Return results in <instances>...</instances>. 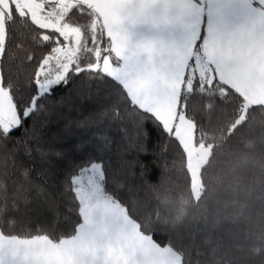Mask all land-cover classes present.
<instances>
[{"label":"trees","instance_id":"16d2710c","mask_svg":"<svg viewBox=\"0 0 264 264\" xmlns=\"http://www.w3.org/2000/svg\"><path fill=\"white\" fill-rule=\"evenodd\" d=\"M73 8L77 11L82 8L85 13L79 19L87 22L84 33L87 40L95 32L93 22L97 13L82 4ZM76 18L75 12L69 17L73 21ZM204 29L205 19L194 54L201 50ZM64 41L63 45L67 43L66 38ZM21 43H25L24 51H27L26 42ZM9 44L14 50L16 41L10 40ZM4 46L5 39L1 52ZM19 54L23 55V51ZM100 54L97 46L93 55L98 59ZM79 55L80 52L75 58ZM194 62L192 57L179 94L176 118L189 121L194 145H203L210 151L199 171L198 192L195 194L192 188L185 151L179 140L163 127L171 139L165 137L156 127L159 121L138 107L142 113L138 117L142 137L127 157L134 163L133 171H127L126 166L127 186L123 179L112 182L100 174L101 189L124 210L142 236L171 251L179 264H264V105L247 104L216 77L209 82L202 80L192 66ZM194 82H199L197 91L202 90L206 99L200 103L194 98L185 107L181 97L192 91ZM79 83V80L73 81L64 93L67 96L71 92L72 96L71 105L64 108L63 115L58 101L45 113L54 120L53 131L61 121L81 115L80 106L86 99L76 91ZM119 85L123 92L114 102L124 100L123 93L127 94ZM205 85L208 87L204 88ZM3 90L16 112L8 89ZM127 99L131 101L128 94ZM131 104L134 103L131 101ZM27 127L32 128L31 121ZM0 129L7 133L1 126ZM82 131L88 129L82 130L73 124L72 134L65 135L69 139L78 138ZM22 133L23 129L0 143V233L5 238H45L59 244L74 237L82 225L81 204L76 193L78 179L73 182L72 194L68 193L62 178L59 181L56 178V174L62 177L56 161L64 157L42 158L33 145L29 159L25 145L19 142ZM51 138L50 131L47 139ZM62 151L66 155L68 149ZM44 160L52 162L51 174H44L49 167Z\"/></svg>","mask_w":264,"mask_h":264},{"label":"crops","instance_id":"0c3cea01","mask_svg":"<svg viewBox=\"0 0 264 264\" xmlns=\"http://www.w3.org/2000/svg\"><path fill=\"white\" fill-rule=\"evenodd\" d=\"M66 1L85 5L100 14V26L111 41L110 55L130 61L127 76L135 84L144 85L148 92L157 87L163 91L174 79L173 103L179 98L205 19L201 51L211 79L216 77L248 103L264 105V0ZM110 77L125 89L119 77ZM141 110L162 124L156 112ZM170 117L175 123L176 116L170 112ZM15 122L12 101L0 88V126H14ZM181 122L191 131L192 139V125ZM184 132L185 127L180 137ZM84 223L72 239L59 244L39 241L61 258L50 261L51 264H179L174 255L133 230L130 223L132 244L125 243L128 249L124 245L122 252L110 256L102 246L92 247L88 243L92 238ZM83 234L86 237L81 238Z\"/></svg>","mask_w":264,"mask_h":264},{"label":"snow or ice","instance_id":"6c2138e0","mask_svg":"<svg viewBox=\"0 0 264 264\" xmlns=\"http://www.w3.org/2000/svg\"><path fill=\"white\" fill-rule=\"evenodd\" d=\"M18 2L19 0L16 3L7 0V10L0 8L5 28V46L3 52H0V88L8 89L16 105V122L6 134L0 129V143L6 142L23 129L19 142L25 145V155L29 159L32 158L33 145L42 158L47 155L63 156V159L56 161L62 177L61 174H56V178L58 181L62 178L63 185L70 194L75 180L86 181L93 178L92 174L97 171L108 181L119 182L123 179L127 186L126 166L127 171L134 170V163L127 157L141 140L138 117L142 113L136 105L131 104L126 93H123L124 100L114 102V98L123 89L100 68L91 67L97 63L103 64L105 56H108L113 67L121 63L120 59L110 55V38L105 35L103 28H98L85 40L84 33L88 25L79 19L85 15L83 9H69L63 14L60 24H68L69 27L80 30L82 47L79 58H74L68 71L63 72L65 61L57 57L53 49L63 47L64 37L59 35L58 29L42 28L36 24L28 10L18 12ZM35 2L38 3L39 0ZM50 2L55 4L57 0ZM42 12L43 10L41 14ZM73 12L77 17L74 21L69 19ZM10 40L16 41L14 50L9 44ZM21 41L26 42L27 51H24L25 43ZM97 46L101 53L98 59L93 55ZM89 48L92 49L91 52L88 51ZM21 51L23 55L19 54ZM75 80L80 81L76 89L78 95L86 99V103L80 106L81 115L61 121L53 131L51 126L54 120L46 117L45 113L58 101L61 105L59 111L63 115L64 108L71 105L72 96L71 92L67 96L64 93ZM199 87V82H194L192 91L181 97L185 107L194 98L200 103L204 102L206 97L202 90L197 91ZM85 116L87 119H84ZM29 121L32 123L31 129L27 127ZM73 124L88 131L78 133V138L69 139L65 133L72 134ZM36 125H40V128L37 129ZM156 127L168 137L160 122L156 123ZM50 131L52 138L48 140L47 134ZM64 149H68L66 155L62 151ZM164 151L166 153V149ZM44 163L49 165L44 174H51L52 162L44 160ZM141 171L143 173V169Z\"/></svg>","mask_w":264,"mask_h":264},{"label":"rangeland","instance_id":"374dc122","mask_svg":"<svg viewBox=\"0 0 264 264\" xmlns=\"http://www.w3.org/2000/svg\"><path fill=\"white\" fill-rule=\"evenodd\" d=\"M13 2L16 3L17 0H13ZM76 5L77 4L72 1L66 0H57L55 4L50 2V0H39L38 3H36L35 0H19L17 7L20 11L22 9L28 10L31 13L33 21L42 28L58 29V32L66 38L67 43L63 45L62 48H57L55 52L57 57L65 61L62 66L63 72L68 70L73 59L78 55L81 49L80 30L71 28L68 24H64L63 26L60 24V21L63 19V14L67 13L69 9ZM0 8L7 10V0H0ZM42 10L43 12L41 14ZM53 20L55 22H50ZM100 22H102V18L100 14H97L93 22V31L101 27ZM4 39V21L3 17L0 16V52L3 48ZM121 47L122 46H120V48ZM193 58H195V62L192 64L193 68L200 73L202 80L205 79L209 82L211 80L209 74L210 68H208V64L204 62L205 58L202 51L200 50L197 54H194ZM121 60L119 67H113L109 63L108 56H106L104 57L103 64L97 63L93 68H100L102 72L107 73L109 76L113 75L119 77L125 84V90L128 96L135 104L141 109L156 112L162 119L163 126L178 138L185 151L192 188L196 194L199 188V171L207 161L210 151L208 147L203 145H194L193 136L191 139V131L188 130L186 124H182L181 122L186 121V123H190L189 121L183 117H179L178 119L176 118V122L174 123V118L172 119L170 117V112L174 114V117L176 116L178 102V100L174 103L172 102V99H174V79L171 80L163 91L158 87L151 92L145 91L144 85L135 84L131 81V77L127 76L130 61ZM57 66L59 67V65ZM181 82L179 84H181ZM188 88L190 87L188 86ZM172 103L173 105L169 108ZM247 104L252 103L247 102ZM172 110H174V112ZM5 121L7 122V120ZM9 127V124H5L3 128L8 131ZM183 127H185L186 132H184L185 135L181 133L182 137H180V132ZM92 177L93 178L83 182L78 179L76 188V193L81 204V215L84 216L82 218V223L85 222V227L89 229L88 234H91L87 235L92 238L91 240L88 239L90 240L88 243L92 244V247H94V245L102 246L110 256L112 254L116 255V251H123L122 248H124V245L128 249L125 243L132 244L131 241H129L132 233L129 230L128 223H130L133 230L137 232H139V230L136 224L127 217L124 210L104 195L101 189L100 173L97 171L92 174ZM75 235L74 237H76ZM80 237L84 238L86 234ZM16 240L13 238H5L0 233V264H51L50 261L61 259L46 245L40 244L43 242L39 241L50 242L45 238H34L23 240V242H17ZM169 252L174 255L171 251ZM174 257L176 256L174 255ZM176 259L178 260L177 257Z\"/></svg>","mask_w":264,"mask_h":264}]
</instances>
